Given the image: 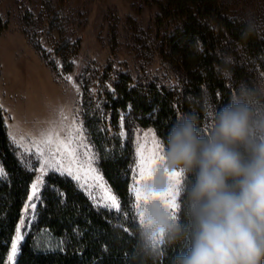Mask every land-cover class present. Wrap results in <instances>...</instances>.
Here are the masks:
<instances>
[{
  "label": "rangeland",
  "instance_id": "rangeland-1",
  "mask_svg": "<svg viewBox=\"0 0 264 264\" xmlns=\"http://www.w3.org/2000/svg\"><path fill=\"white\" fill-rule=\"evenodd\" d=\"M224 1L232 18L245 19L251 13L264 23V0ZM166 2L0 0L4 26L0 31V106L10 144L18 160L35 174L13 238L15 242L17 235L21 237L12 264H16L20 247L37 219V208L48 175L70 178L95 208L109 210L99 206L102 192L94 177L99 175L108 187L110 185L100 169L99 155L86 127V114L97 112L98 116L109 118L104 109V99L106 93L113 90V82L119 75L131 76L136 84L153 83L167 88L181 86V72L167 49L166 39L172 32L173 22L160 21L163 17L161 6ZM13 55L24 59L30 77V83L22 90L20 108L16 107V101L8 96V88H5V73L9 72L11 76L15 73L10 60ZM238 56H231L234 63L242 62ZM247 70L252 76L253 87L264 80V69L259 64L253 63ZM230 81L234 91L241 83H246L232 78ZM209 122L210 116L207 126ZM77 128L80 130L78 133L75 132ZM70 131L74 138L72 147L76 149L75 163L67 154L62 155L57 150L55 142L56 135L66 139ZM49 132L53 135V142L45 143L44 136ZM119 135L124 142L129 138L124 118L119 123ZM132 136L134 162L130 192L133 216L138 222L139 202L133 189L139 188L149 176L142 178L140 175L141 146L144 156H151L154 161L150 165L151 171L162 157L165 146L153 127H133ZM90 157H93L91 167L95 172L89 171ZM61 167H71L74 174H79L80 180L67 173L61 174L57 170ZM0 168L4 172L0 179H7L1 161ZM33 185L36 186L35 191ZM89 193L96 197V201L90 198ZM112 194L120 202L113 190ZM175 202L178 203L177 197ZM120 209L109 211L119 212ZM175 210L179 212L178 207ZM6 264H10L8 258Z\"/></svg>",
  "mask_w": 264,
  "mask_h": 264
},
{
  "label": "trees",
  "instance_id": "trees-1",
  "mask_svg": "<svg viewBox=\"0 0 264 264\" xmlns=\"http://www.w3.org/2000/svg\"><path fill=\"white\" fill-rule=\"evenodd\" d=\"M161 22H173L167 36L170 58L181 72V86L136 84L119 75L106 93L105 112L86 114V127L99 155L100 169L121 202L119 212L97 209L70 178L50 174L41 193L37 219L23 241L16 264H153L137 254L138 222L130 192L134 162L133 127H153L164 146L178 114H192L207 127L208 110L227 104L234 90L222 76L251 84L253 63L264 69V32L245 34L242 18H232L224 0H167ZM0 16V31L3 29ZM232 53V55L230 54ZM239 55L241 63L224 57ZM244 58V61L241 60ZM124 118L129 138L119 135ZM133 126V127H132ZM0 161L7 179H0V264H6L35 174L22 166L13 150L0 106ZM176 245L158 264H173Z\"/></svg>",
  "mask_w": 264,
  "mask_h": 264
},
{
  "label": "clouds",
  "instance_id": "clouds-1",
  "mask_svg": "<svg viewBox=\"0 0 264 264\" xmlns=\"http://www.w3.org/2000/svg\"><path fill=\"white\" fill-rule=\"evenodd\" d=\"M244 23L246 35L264 29L251 13ZM208 115L202 127L196 116L178 114L139 186L137 254L158 264L180 245L173 264H264V80L241 83ZM170 192L179 212L165 202Z\"/></svg>",
  "mask_w": 264,
  "mask_h": 264
},
{
  "label": "snow or ice",
  "instance_id": "snow-or-ice-1",
  "mask_svg": "<svg viewBox=\"0 0 264 264\" xmlns=\"http://www.w3.org/2000/svg\"><path fill=\"white\" fill-rule=\"evenodd\" d=\"M80 130L77 128L75 129V132H79ZM44 142L45 143H52L53 142V135L51 132H49L48 134H45L44 136ZM55 142L57 143V150L61 152V154H67V156L69 158H71V162L75 163V151L76 149L74 147H72L73 143H74V138H73V132L70 131L68 133V136L66 137V139H60L58 135H56V140ZM146 159H147V163H146ZM92 160L93 157L89 158L88 161V165H89V171L91 172H95V169L91 167L92 165ZM151 163H154V161L151 159V156L149 157H145L143 154V146H141V152H140V162H139V166H140V175L142 178H146L147 175L151 174V169H150V165ZM57 170L61 171V174H65L67 173L68 175L72 176L73 179L79 181L80 180V176L79 174H74L72 171V168H58ZM4 175L3 169L0 168V176ZM174 176H178V174H173ZM100 191L102 192V196L100 197L99 200V206H103L108 208L109 210L111 209H115V210H119L120 209V202L117 199V197L115 195L112 194V190L110 187H108L102 180V177H100L99 175H96L94 177ZM177 182H179L177 180ZM35 185H33V190L35 191ZM81 187H83V184H81ZM133 191H135L136 193V199L139 202L140 198H141V192L139 190V188H134ZM90 194V198H92L94 201H96V197L94 195ZM168 199L165 200V202L173 209L175 210L178 206L175 202V195H173L171 192L168 194ZM137 207H139V203L137 204ZM19 231V229L17 230ZM21 239V237L19 235H17L16 237V241L12 243L11 245V251L9 254V262L10 264H12V262L14 261V258L16 256L17 253V242Z\"/></svg>",
  "mask_w": 264,
  "mask_h": 264
},
{
  "label": "bare ground",
  "instance_id": "bare-ground-1",
  "mask_svg": "<svg viewBox=\"0 0 264 264\" xmlns=\"http://www.w3.org/2000/svg\"><path fill=\"white\" fill-rule=\"evenodd\" d=\"M13 52H14V50H13ZM17 57L15 55H13V58H10V60L13 63V66H14V68H12V69H14L15 73L12 76L8 74L9 72L7 73L8 75L5 73V76H6L5 77V88H8V89H6L8 96L10 98H13L16 101L15 102L17 104L16 107L20 108L22 98H23L22 90H24L26 85H28L30 83V77H29L28 65L25 64L24 59H20L21 57L20 58H17ZM10 60H8V61H10ZM29 60H31V59H29Z\"/></svg>",
  "mask_w": 264,
  "mask_h": 264
}]
</instances>
